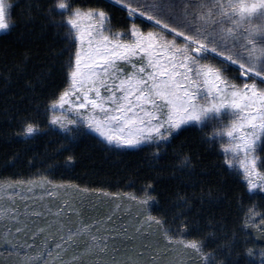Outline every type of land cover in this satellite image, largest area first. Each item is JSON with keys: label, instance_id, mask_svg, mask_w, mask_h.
I'll list each match as a JSON object with an SVG mask.
<instances>
[{"label": "snow or ice", "instance_id": "snow-or-ice-1", "mask_svg": "<svg viewBox=\"0 0 264 264\" xmlns=\"http://www.w3.org/2000/svg\"><path fill=\"white\" fill-rule=\"evenodd\" d=\"M116 2L126 13L121 23L114 22L111 13L102 7L85 11L79 4L73 7L68 0H59L52 9L68 13L65 23L73 33V45L78 40L79 46L73 53L75 63L69 89L48 105L53 113L50 124L69 130L70 126L82 130L86 124L106 143L121 147L155 141L154 158H159L160 145L170 144L185 127L194 126L192 122L217 120L228 107L242 110V114L236 111L233 116H239L246 182L250 189H256V181L260 180L259 187L264 188V173L257 168L256 157L264 144V0ZM11 7L13 4L7 0H0V29L10 27L7 14ZM85 17L94 25L82 27L80 21ZM121 65H130L134 71L128 73ZM69 66H73L71 59ZM102 91L105 95H101ZM73 93L72 112L77 118L64 123L55 115V109L65 105ZM90 95L94 98L90 99ZM245 124L249 126L247 131ZM39 131V123L25 117L17 135L30 137ZM235 131L234 121L228 135ZM73 159L69 156L67 163ZM182 163L188 167L190 157L184 155ZM227 163L231 165L233 161L229 159ZM260 168H264V157L260 158ZM189 180L195 183L190 176ZM53 187L58 189L59 185ZM151 187L145 186L142 197L129 195L141 206L136 213L137 224L130 227L120 226L118 231L111 215L91 224L81 221L79 226H68L63 217L75 214L77 209L64 200L55 213H42L55 220L33 230L32 244L22 245L18 239L12 243L10 239L26 232V226L13 232L6 230L3 246L17 253L24 249L32 251L36 249V238L55 227L53 240L59 239L55 255L49 242L42 251H35L32 256L25 254L22 264H158L157 248L146 244L137 248L136 244L137 238L151 234L155 226L168 245L179 246L195 257L197 264H264V247L245 249L240 241L241 248L237 250L239 238L235 235L211 248L206 237L188 239L195 223L184 217L177 225L175 218L170 221L153 215L149 205L156 198L147 191ZM76 191H80L79 186ZM178 200L188 208L193 206L187 196L180 195ZM252 214L254 209L249 210ZM179 215L183 216V212ZM0 217L13 225L20 223L15 208L0 206ZM101 224L106 226L101 229ZM207 225L216 226L211 218ZM215 235V231L207 233L209 237ZM80 236L88 239L80 244ZM116 241L121 242L120 247ZM70 249L76 251L65 260ZM172 250L169 247L164 255Z\"/></svg>", "mask_w": 264, "mask_h": 264}, {"label": "trees", "instance_id": "trees-1", "mask_svg": "<svg viewBox=\"0 0 264 264\" xmlns=\"http://www.w3.org/2000/svg\"><path fill=\"white\" fill-rule=\"evenodd\" d=\"M7 1L13 7L9 11L10 27L0 33V184L18 185L46 178L53 186L67 185L73 191L70 197L77 209L75 214H65L68 226L99 220L102 207L95 204L100 203L99 193L117 195L123 205L131 202L140 211L141 206L129 195L142 197L145 186L151 184L148 195L156 198L149 205L152 214L170 221L175 218L177 225L187 217L196 225L188 239L206 237L211 248L235 235L239 238L237 250L241 248L240 241L245 249L264 247V215H260L264 213V190L251 192L242 174L228 166L210 122L185 127L170 144L160 145L159 158H154L155 142L138 148H117L85 128L60 131L53 127L48 105L69 88V60L73 64L77 47L65 23L68 13L58 8L52 11L59 0ZM68 2L84 9L102 7L117 23L123 22L126 15L112 0ZM25 117L34 118L41 131L30 137L17 135ZM184 155L190 157L188 167L182 163ZM260 155L264 157V144ZM69 156L74 158L71 163H67ZM180 195L187 196L193 206H184L178 200ZM250 209L254 214L249 215ZM209 218L215 228L207 225ZM131 222L114 225L118 231L121 224L135 225L136 216ZM154 231L155 226L151 234ZM212 231L216 235L207 236ZM84 238L79 237L80 244ZM75 251L70 249L67 256ZM14 258L9 254L0 258V264H16ZM185 264L197 261L190 258Z\"/></svg>", "mask_w": 264, "mask_h": 264}, {"label": "rangeland", "instance_id": "rangeland-1", "mask_svg": "<svg viewBox=\"0 0 264 264\" xmlns=\"http://www.w3.org/2000/svg\"><path fill=\"white\" fill-rule=\"evenodd\" d=\"M111 1V0H110ZM119 6H121L119 3L116 2V0H112ZM8 2V1H7ZM244 2H251V0H244ZM122 7V6H121ZM123 8V7H122ZM87 9H85L86 11ZM10 11V9H9ZM8 11L7 19L10 21V13ZM81 26L87 28L90 25H94V22L89 20L87 17L83 18L81 21ZM11 25V24H10ZM8 29V28H7ZM7 29H0V33ZM77 47L79 46V41H76ZM75 63V58L73 62V66L71 69V72L73 71ZM135 63V61H134ZM121 67H126V71L128 73L133 72V68L129 66L121 65ZM70 72V84L72 83V77ZM68 86V87H69ZM69 89V88H68ZM101 95H105V93L102 91ZM94 98L90 95V99ZM75 99V93H73L72 96L68 98V100L65 102V105L58 106L55 109V115L60 117L61 120L64 123H67V120L69 118L76 119V115L74 112H72V103L71 101ZM240 111L242 114V110H235L231 109L230 107L226 108L224 112L221 114V118L213 121H205L203 123L200 122H192V124L196 125H204L205 123L210 122L212 127V132H215V136L217 137V140L219 141L220 145L222 146V151L224 154V157L227 160L231 159L233 163L230 166L231 168L235 169L239 173L242 174V177L244 178L246 182V176L247 173L245 172L244 163H245V156H244V149L243 144L240 141V128H239V116H233V112ZM53 114V113H52ZM52 117V115H51ZM82 119V118H81ZM235 121L236 131L233 132L232 136L228 135L229 125H232ZM53 127L59 129L60 131H68L69 129L61 128L59 125H52ZM71 129L72 126H70ZM83 128L88 130L89 132L93 133L94 135L96 133L92 132L91 129L87 127V125H83ZM245 131L249 129V126L247 124L244 125ZM97 135V134H96ZM98 136V135H97ZM100 138V137H99ZM102 141H104L102 138H100ZM105 142V141H104ZM151 140L142 141L140 144L135 146H115L120 147L124 149L129 148H138L141 145L144 144H150ZM156 143V142H155ZM239 144V148L236 147V145ZM111 145V144H110ZM261 149V147H260ZM251 155V154H249ZM257 157V168L264 173L263 170L260 168V150L256 153ZM264 179V177H261ZM255 179V177H253ZM258 187L256 189H250L248 184V189H250L251 192H260L263 191L264 188L259 187L260 180H257ZM247 183V182H246ZM14 185L13 188H10L9 185L0 184V206L5 208H15L17 209L19 213V220L20 223H17L13 225L10 221L4 220L2 217H0V258L2 257H8L9 254L14 255L15 258L13 259L16 264H22V261L24 260L25 254L28 256H32L35 251H42L43 245L46 243L51 242L52 248L51 251L53 255H55V244L59 243V239L53 240V236L56 233V230L52 231L53 228L45 233L44 236H38L36 238V249L32 251H28L27 249H24V251L17 253L12 251L11 248H5L4 245V239H5V233L6 230L9 232H13L15 228H21L24 229L27 226V231H21L19 237H11L12 243H16V240L18 239L22 245L24 244H32L33 243V230L37 227H44V224L46 222H54L55 217H45L42 215L44 211H50L52 213H55L56 208L59 206H62L64 200H69L72 203V206L75 208L76 204L73 201V198L70 197L73 195V191L67 189V187H59L58 189L54 188L53 185L46 183L45 180L43 181H32V182H22L17 184H10ZM55 186V185H54ZM10 193H12L10 195ZM82 195L84 193L82 192ZM99 200L100 203H95L98 205L97 207H102V210L99 211V220L100 218H103L106 220L107 216L111 215L113 220V225L117 223L122 224L124 222L132 223V219L135 218V214L137 213L135 205L131 202H125L126 205H123V200L119 199L117 195H106L104 193H99ZM139 205V204H138ZM91 206V205H89ZM135 215V216H134ZM97 215H95L96 217ZM64 218V217H63ZM45 221V222H44ZM44 222V224H43ZM121 224V226H122ZM106 225L101 224L100 227L103 229ZM118 227V226H117ZM156 230L150 234L148 237H139L136 240L137 248H139L140 244H146L150 245L153 244V248H157L160 253V257L158 260V264H185L186 260H189L190 258H195L191 256L189 253H185L182 248H180L177 245L169 246L173 250L171 252H168L167 255H164V252L169 248L167 243H164V241L160 240V236L156 235ZM88 239L87 236H85ZM158 239V240H157ZM160 242V243H159ZM118 243L117 247L121 246L120 241H116ZM70 256H64L65 260H68ZM19 260V262H17ZM193 263V262H192Z\"/></svg>", "mask_w": 264, "mask_h": 264}]
</instances>
